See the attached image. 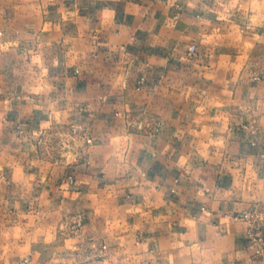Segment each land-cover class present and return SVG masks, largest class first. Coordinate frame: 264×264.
Here are the masks:
<instances>
[{"label": "crops", "instance_id": "0c3cea01", "mask_svg": "<svg viewBox=\"0 0 264 264\" xmlns=\"http://www.w3.org/2000/svg\"><path fill=\"white\" fill-rule=\"evenodd\" d=\"M244 211L264 0H0V264H264Z\"/></svg>", "mask_w": 264, "mask_h": 264}, {"label": "built area", "instance_id": "2783aa9c", "mask_svg": "<svg viewBox=\"0 0 264 264\" xmlns=\"http://www.w3.org/2000/svg\"><path fill=\"white\" fill-rule=\"evenodd\" d=\"M78 72V71H77ZM73 134L76 136L81 137L86 141L87 144L92 142V139L87 135L86 130L84 127L73 124L71 125ZM233 219L236 221H245L248 226V236L249 242L251 244L252 249L254 250V254L260 256L264 252V236L255 230V219L250 211H244L233 215ZM83 217L81 215H77L74 220V224L72 225L73 232L81 231L83 227ZM106 247H104L105 249ZM17 264H34L31 257H26L19 261Z\"/></svg>", "mask_w": 264, "mask_h": 264}, {"label": "rangeland", "instance_id": "374dc122", "mask_svg": "<svg viewBox=\"0 0 264 264\" xmlns=\"http://www.w3.org/2000/svg\"><path fill=\"white\" fill-rule=\"evenodd\" d=\"M190 53H196V49H195V47H192V48H191Z\"/></svg>", "mask_w": 264, "mask_h": 264}]
</instances>
